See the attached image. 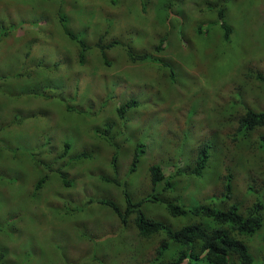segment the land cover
<instances>
[{
	"label": "rangeland",
	"instance_id": "1",
	"mask_svg": "<svg viewBox=\"0 0 264 264\" xmlns=\"http://www.w3.org/2000/svg\"><path fill=\"white\" fill-rule=\"evenodd\" d=\"M0 73V264H152L161 241L170 248L156 263H167L183 247L139 236L136 212L102 204L124 212L126 196L152 192L138 208L174 231L220 228L192 207L236 205L244 218L261 202L243 242L251 264L264 262V126L237 129L264 111V0H0ZM202 147L211 159L193 176ZM152 165L164 172L156 185ZM190 252L185 264H211L197 242Z\"/></svg>",
	"mask_w": 264,
	"mask_h": 264
},
{
	"label": "trees",
	"instance_id": "2",
	"mask_svg": "<svg viewBox=\"0 0 264 264\" xmlns=\"http://www.w3.org/2000/svg\"><path fill=\"white\" fill-rule=\"evenodd\" d=\"M169 7L165 8L169 9ZM220 25L225 31L224 36H226V39H228L230 27L224 22ZM167 43V37H162L160 40V44L155 47L156 50L160 52L161 50H163V47L167 45ZM115 45H117V42L108 44V46ZM123 47L126 54L132 61L136 59L144 60L145 58H147L146 54L134 53L131 50V47L128 45H124ZM79 56L80 60H82L83 55L80 54ZM258 78L264 79V76L259 74ZM135 105L136 101L134 99H130L125 104H121L118 109V115L120 117H123L124 114ZM262 126H264V111L256 112L254 110H247L244 116L237 122V129L246 131V133ZM260 140L261 147H263L264 135H260ZM66 145L69 146L68 143ZM139 147L141 148V144H139ZM138 150V148L135 149L134 154L132 155V162L129 169L130 172L135 170L138 163L139 156L141 154V152ZM208 153L209 147H202L197 151L195 166L191 170V174L193 176H200L202 174L208 160ZM85 155V153L79 154L77 158H81ZM150 174L152 176L154 185L159 184L163 180H165L164 172L158 165L150 166ZM224 178L227 180V184L224 187L226 199H229L231 197L233 175L228 174ZM171 185L172 181H168L166 185L162 186V189L166 190ZM150 196L156 197V194L152 192ZM150 196H146V198H143L138 202H132L126 196L127 206L124 212L112 200L107 199L103 201L102 204L110 206L113 212L121 219L126 218L131 211L136 212L135 225L140 236L146 237L151 233L161 232L164 237L168 239V241H171L174 244L183 247V249L179 250V253H177L175 257H173L170 261L168 260L169 262L164 264H185L188 259L189 253H191L190 248L195 245V242H197V245L201 249L202 253H204V257L211 264H228L229 255H231L230 259L231 257H235V260L237 261L236 262L234 260L233 264L252 263L253 254L249 250L248 245L243 242V238H245V236L252 235L254 231L261 226L263 222V215L261 213L263 206L261 202L255 203L254 206H252V208L248 210V213L244 216V218L239 214V210L236 205H232L227 209H218L208 205L195 206L187 209V211L201 213L205 216L210 217L216 224H219L220 228L208 231L196 223H188L174 231L165 226L162 222L148 219L141 211V209L138 208L143 201H152L153 198H151ZM164 206L171 216L179 215L186 211V209L182 205H179L177 203H166ZM169 248L170 246L167 241H161L157 251L155 252L152 264L158 262V260L163 257V255L169 250ZM230 264H232L231 261ZM261 264H264V262H262Z\"/></svg>",
	"mask_w": 264,
	"mask_h": 264
},
{
	"label": "clouds",
	"instance_id": "3",
	"mask_svg": "<svg viewBox=\"0 0 264 264\" xmlns=\"http://www.w3.org/2000/svg\"><path fill=\"white\" fill-rule=\"evenodd\" d=\"M258 75H259V74H258ZM258 75H257V77H258ZM172 76H173V75H172ZM209 152H210V155H209V153H208V160L211 159V151L209 150ZM208 160H207V162H208ZM207 162H206V163H207ZM190 174H191V172H190ZM191 175H192V174H191ZM223 179H225V178H223ZM169 188H170V187H169ZM167 189H168V188H167ZM150 195H151V194L146 195V196H150ZM146 196H145L144 198H146ZM150 197H151V196H150ZM151 198H152V197H151ZM141 200H142V199H141ZM147 201H150V200H147ZM143 202H146V200L143 201ZM143 202H142V203H143ZM142 203H141V204H142ZM140 209H141V208H140ZM141 211H142V209H141ZM131 212H132V211H131ZM135 219H136V215H135ZM148 219H149V218H148ZM137 231H138V230H137ZM138 234H139V233H138ZM139 236H140V235H139ZM141 237H142V236H141ZM169 261H170V260H169ZM169 261H168V262H169ZM159 262H160V261H159Z\"/></svg>",
	"mask_w": 264,
	"mask_h": 264
},
{
	"label": "crops",
	"instance_id": "4",
	"mask_svg": "<svg viewBox=\"0 0 264 264\" xmlns=\"http://www.w3.org/2000/svg\"><path fill=\"white\" fill-rule=\"evenodd\" d=\"M8 65V61H7V63H6V66ZM7 71H10L9 69L7 70ZM26 72H28V69L26 68V70H25ZM1 74V73H0ZM31 75H34V76H36L35 74H31Z\"/></svg>",
	"mask_w": 264,
	"mask_h": 264
}]
</instances>
